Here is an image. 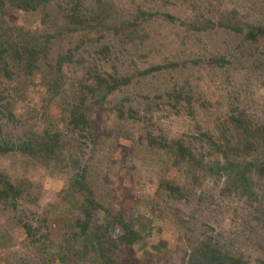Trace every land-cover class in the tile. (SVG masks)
I'll return each mask as SVG.
<instances>
[{"label": "trees", "instance_id": "1", "mask_svg": "<svg viewBox=\"0 0 264 264\" xmlns=\"http://www.w3.org/2000/svg\"><path fill=\"white\" fill-rule=\"evenodd\" d=\"M120 4L0 0V160L14 159L7 170L0 164V218H11L30 239L36 264H136V253L148 246L153 221L146 218V231L135 210H114L107 195H99L107 163L95 158L104 139L96 123L105 117L127 139H133L129 128H135L137 145L156 158L158 186L146 200L152 212L161 210L176 226L186 264H264V114L249 110L236 93L213 126L204 127L197 111L208 112L211 104L199 100L188 81L173 80L171 86L157 78L186 66L185 61L143 70L134 61L145 56L148 44L155 46L154 19L176 22L167 5L192 11L182 25L198 41L220 30L233 37L237 51L264 36V24L243 22L236 10L204 12L193 0H130L129 8ZM263 61L257 60L254 69L264 74ZM206 63L220 70L229 65L226 54ZM139 79L157 83L147 82L139 99L122 94ZM56 99L62 118L55 121L49 104ZM162 111L164 117L183 114L190 125L193 121V131L171 135L154 119ZM101 127L106 130L105 122ZM19 128L21 133L12 137ZM39 170L46 177L59 175L64 186L52 195L47 211L28 215L21 202L37 205L45 194L41 182L30 180L29 173ZM175 170L182 177L166 179ZM221 200L240 206L243 237L214 226ZM57 219L64 220V230L52 241L48 223ZM24 259L21 264H27Z\"/></svg>", "mask_w": 264, "mask_h": 264}, {"label": "rangeland", "instance_id": "2", "mask_svg": "<svg viewBox=\"0 0 264 264\" xmlns=\"http://www.w3.org/2000/svg\"><path fill=\"white\" fill-rule=\"evenodd\" d=\"M120 6L129 8L130 0H119ZM136 3L142 0H135ZM200 5V10L207 12L215 11L217 14L225 11L236 10L239 18L243 22L264 24V0H193ZM148 3V2H146ZM155 8V4H151ZM168 13L176 18L173 24H163L157 19L151 23L153 30V43L146 46L145 56L134 58L136 66L140 69H146L154 65L166 64V62H175L181 64L185 61V65L174 72L161 73L157 75L158 80L167 82L171 86L176 83L188 81L189 86L194 88L199 95V100L211 104L208 112L199 110L198 121L205 126H213L215 119L227 110V103L236 93L240 94L241 102L251 111L258 112L259 116L264 114V74L260 70L254 69L257 60H264V36H260L249 43H243L241 51H237V43L231 36L217 30L210 35L200 36V41L194 38L192 34L186 32L182 23L193 15L188 8L167 5ZM163 11V8L161 9ZM11 19L16 20L20 25L19 18L11 16ZM150 28V27H149ZM32 30V29H31ZM180 36V40L177 39ZM183 42V43H182ZM159 44V46H158ZM152 47L153 50L152 51ZM226 54L229 65L226 69H218L210 67L206 63L211 57H218ZM142 56L143 53H138ZM193 62H195L193 64ZM197 62V63H196ZM264 62V61H263ZM131 74L134 73L132 69ZM176 73V74H175ZM230 77L228 82L225 76ZM173 76V77H172ZM170 77V78H169ZM172 77V78H171ZM40 81V76L36 77ZM132 88L127 89L123 95L128 94L132 98L143 96L146 94L144 85L147 82L139 79ZM156 84L155 80L151 79L148 84ZM155 86V85H154ZM121 98V95H119ZM50 115L55 121L61 120L62 112L60 109V101L56 99L49 104ZM207 113V114H206ZM207 117L209 118L208 121ZM155 121L164 125L171 135L179 133H191L193 131V121L191 125L183 114L171 117H164L163 111L154 116ZM223 119V118H222ZM105 122V129L101 127ZM115 124L113 119L97 118L96 128L101 129L104 133L103 143H100L96 148L95 158L97 160H106L105 177L107 180L104 185L101 182L103 189L99 191V195L108 197V201L113 205L114 210L129 209L135 210L137 216L141 219L145 230H148L146 218H150L152 222V230L150 237L147 240V248L136 253V264H186L182 258V251L178 244V231L174 223H171L165 217L161 210L152 212L151 206L148 204L146 197H152L158 186V168L156 158L140 148L136 143L138 132L135 128H129L132 132V140L122 137L118 130H113ZM61 125V124H60ZM108 129V130H107ZM21 128L13 132L12 137L17 133H21ZM92 147L87 150L86 158L92 154ZM154 158V159H153ZM11 157L0 160L3 170L9 169L12 165ZM18 160V159H17ZM84 160V159H83ZM156 164V165H155ZM11 170V169H10ZM18 171L22 172L18 166ZM32 182H41L43 184L44 197L39 204L33 205L25 201L21 202L20 209L25 211V214L41 215L48 209V204L54 201L53 194L60 192L64 186V180L59 176L46 177L45 172L29 173ZM182 173L180 170L170 171L166 174V179H180ZM65 178V177H63ZM99 186V184H98ZM213 184L209 182L208 187ZM200 194V190H196V195ZM220 202V203H219ZM221 212L217 218V224L214 225L219 231L229 234L234 237L236 234L243 237L244 230L242 229V221L240 215L242 211L236 201L229 202L228 200L219 201ZM212 208V207H211ZM236 212V213H235ZM236 215V216H235ZM69 217V216H68ZM71 217V216H70ZM48 223V231L52 241L58 240L60 232L64 230V220L57 219L55 222ZM36 224V223H35ZM45 234V231H42ZM163 250L159 252V249ZM244 248L248 254L249 251ZM51 250V249H50ZM136 247L133 248V252ZM254 257V255H253ZM27 264H36L38 257L34 253V249L30 245V239L22 236L16 227L15 221L9 217L0 218V264H21L23 259ZM22 259V260H21Z\"/></svg>", "mask_w": 264, "mask_h": 264}]
</instances>
